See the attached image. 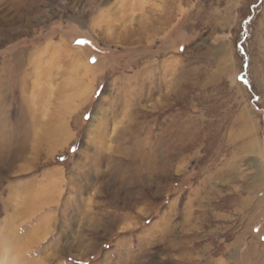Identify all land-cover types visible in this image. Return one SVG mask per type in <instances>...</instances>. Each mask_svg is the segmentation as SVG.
Instances as JSON below:
<instances>
[{
    "label": "rangeland",
    "instance_id": "374dc122",
    "mask_svg": "<svg viewBox=\"0 0 264 264\" xmlns=\"http://www.w3.org/2000/svg\"><path fill=\"white\" fill-rule=\"evenodd\" d=\"M20 57L0 264H264V0H0Z\"/></svg>",
    "mask_w": 264,
    "mask_h": 264
},
{
    "label": "bare ground",
    "instance_id": "6f19581e",
    "mask_svg": "<svg viewBox=\"0 0 264 264\" xmlns=\"http://www.w3.org/2000/svg\"><path fill=\"white\" fill-rule=\"evenodd\" d=\"M67 53V52H66ZM70 54V53H69ZM66 55V54H65ZM22 59H24V58H22V57H20L19 58V61H18V63L17 64H13L12 65V67L10 68V71L8 72V74H9V76L10 77H12V82H10V83H6V78H7V75L8 74H6L5 73V77L3 78V80H0V90H3V92H1V97L2 98H5V97H7L6 95L7 94H5L6 92H4V90L7 88V93H8V91H10V92H12V91H15V89H17V87H18V79H19V77H20V70L22 69V66H23V61H22ZM25 61V60H24ZM11 66V65H10ZM7 69V68H6ZM8 70H9V66H8ZM7 72V71H6ZM0 78H2V76L0 77ZM11 80V79H10ZM4 84V85H3ZM7 86V87H6ZM24 138V137H23ZM26 139V138H25ZM24 139V140H25ZM29 141V140H28ZM27 145V144H26ZM25 145V146H26ZM16 148V147H15ZM25 149V148H24ZM15 152V151H14Z\"/></svg>",
    "mask_w": 264,
    "mask_h": 264
},
{
    "label": "snow or ice",
    "instance_id": "6c2138e0",
    "mask_svg": "<svg viewBox=\"0 0 264 264\" xmlns=\"http://www.w3.org/2000/svg\"><path fill=\"white\" fill-rule=\"evenodd\" d=\"M262 239H264V237H262Z\"/></svg>",
    "mask_w": 264,
    "mask_h": 264
}]
</instances>
